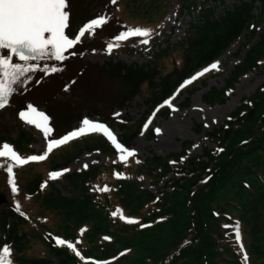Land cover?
<instances>
[{"label":"trees","instance_id":"trees-1","mask_svg":"<svg viewBox=\"0 0 264 264\" xmlns=\"http://www.w3.org/2000/svg\"><path fill=\"white\" fill-rule=\"evenodd\" d=\"M176 1L173 22L168 32H162L159 39L157 35L162 27L160 24L171 9L168 0H159L152 4L153 12H143L142 15L146 18L140 23L144 25L138 26L126 22L121 0H119L121 11L118 10L119 7H109L108 17L110 24L115 27L114 31L119 29L122 32L127 27L152 30L150 37L152 51L148 53L149 59L144 64L127 65L115 59L116 56H112L98 66L100 74L107 81L118 84L122 90L123 98L117 105L120 110L123 109L124 104L138 96L143 86L144 93H147V97L150 96L145 98L144 103L148 105L149 111L155 110L165 100L172 98L175 89L197 68L212 64L236 42L238 48L234 56L239 55L253 39L256 24H264L262 16L264 0H233L230 8L223 10L219 15H215L212 5L223 6L224 0H202L198 4L189 0ZM114 5L118 6V4ZM253 11H258L260 15L257 20ZM183 13H193L196 15L195 21L186 25L179 39L171 42L173 31L178 29L176 22ZM89 20L90 17L85 23ZM128 42L130 41L123 43L128 44ZM134 42H139V38ZM109 43L117 42L114 37L97 29L94 35H89L88 40L76 45L78 48L74 49V53L77 55L88 48L96 47L106 51ZM119 47H124L122 42H119V46L114 49ZM173 52L180 57L179 66L171 65L169 69H164L165 72L162 70L164 73L161 75L159 64ZM65 55L68 58L67 53ZM16 60L17 63H22ZM42 61L44 66L55 64L59 68L66 66L67 63V60ZM262 61H264V25L258 41L245 51L242 63L235 67L224 90H231L237 79L247 72L260 67L264 70ZM29 82L26 89L36 91L37 88H41L40 95L43 90L46 91L45 86L33 80ZM224 90L222 91L225 92ZM50 93L51 90L43 94L44 102L51 100ZM218 95L221 96L222 92ZM262 95H264L262 91H256L252 100H242L222 126L204 133L205 140L212 144L214 149H204L199 158L186 154L185 151L188 146L190 147L188 144L182 148V153L178 156L172 155L165 159L152 157L144 166L131 165L130 161L122 165L116 162L117 154L99 134H92L79 137L54 150L45 161L30 162L28 165L14 168L17 193H12L11 186L7 182V172L0 168V182L7 199L4 209H0V249L5 245L10 248L13 264H16L17 259H19L18 264H52V262L87 264L89 259L85 262L81 261V256L89 258L91 254L93 259L106 260L103 264H244L245 253L248 256L247 264H264V251L257 254L261 249L264 250L262 229L264 218L259 216L255 218L257 206L261 205L260 210L264 213V166L260 162V159L264 160V124L260 121L264 118ZM211 97V93L207 94L204 103L212 104ZM218 102L222 103V97ZM250 106L254 110L252 116L247 115ZM91 111L102 121L97 114L99 109ZM161 112L167 113L168 110L162 109ZM44 113L50 117L49 113L46 111ZM12 118L10 133L0 131V144L9 142L18 154L25 158L34 155L28 149L34 144L33 135L22 129L16 113ZM145 119L146 116L134 125L120 124L117 121L114 123L112 118L110 122L121 130L120 143L128 148L133 139L140 134ZM79 121L80 113L65 112L58 118L57 126L49 121L53 129L52 135L60 136L76 129ZM196 129L198 130L199 127L196 126ZM53 136L49 138H54ZM82 150L97 151L104 157L106 164L102 167L94 165L87 172L57 179L62 188L78 184L83 191L80 199L57 196L55 188L48 182L49 174L65 169ZM183 158L185 162H181ZM4 163L5 159H0V164ZM129 164L131 177L126 179L128 178L126 168ZM148 171L161 172V174L154 178L155 174ZM145 173L151 175L148 185L163 184V193L158 195L157 200L148 192L137 189V183L145 180ZM117 174H125V179L120 180ZM168 174H172L175 179H167ZM95 182L99 189L107 186L109 191L102 192L98 189L89 196L83 187ZM45 183L47 188L42 190V184ZM124 190L125 194L122 195ZM136 193L138 195H135ZM115 195L117 201L111 199ZM96 199L98 201H95ZM77 200L81 209L87 207L93 214L87 213L85 217L79 219L82 223L75 224L78 220L72 216L74 210L70 206ZM17 203L24 215L16 210ZM37 207H41L42 210H50L49 207L65 210L60 212L65 222L59 226L63 235L60 236L65 241L73 243L75 251L54 244L52 236L56 233L43 227L41 220L46 218L39 214ZM80 211L77 210V213ZM113 213H116L114 217ZM121 216L125 219L121 220ZM70 219L74 221L73 224L70 223ZM89 219H91V223L88 224L90 228L86 229L82 224L84 220ZM128 219L137 223L128 224ZM257 220L263 224L259 223L258 226ZM237 223L241 230L240 243L243 245V250L235 237ZM22 228L28 230L24 232ZM163 228H166L164 237L156 236L153 239L154 242L159 240L158 246L146 242L145 238L156 235V232ZM36 238L45 246L49 258H44V253L39 259L30 258L20 261L22 254L20 256L17 254L19 246L29 244ZM76 251L80 253L79 257L75 255ZM97 251L101 255H96ZM82 259L85 260V257Z\"/></svg>","mask_w":264,"mask_h":264},{"label":"rangeland","instance_id":"rangeland-1","mask_svg":"<svg viewBox=\"0 0 264 264\" xmlns=\"http://www.w3.org/2000/svg\"><path fill=\"white\" fill-rule=\"evenodd\" d=\"M158 1L159 0H121L120 4L124 8L126 22L135 26L144 25V23H140L143 22L146 18L144 15H142V13H152V4L154 5ZM189 1H193L198 4L202 0ZM168 2L171 6V9H169L168 13L165 15V19L161 23L163 25L160 24V26L162 27L159 34L157 35V39H159V36L162 32H168L169 26L173 22V12L177 1L168 0ZM68 4L69 7L66 10L70 13V28L66 29V34H68L70 38H74L75 34L78 33L79 28L83 26V23H85L88 17H90L91 20L98 16H105L108 18V23L98 30H100L101 33L104 32L106 33V35H109L111 37H115L120 33L119 29L118 31L113 30L115 27L110 24L108 17V14H110V12H108L109 7H119L118 10L121 11L119 0H117L116 3L118 4L117 7L113 3H110V0H68ZM169 4L168 7H170ZM232 4L233 0H224L223 6L213 4L212 6L215 10V15H219L223 10L229 9ZM255 6V8L257 9V4ZM253 15L255 19L258 18V16L260 17L258 11H253ZM262 16L264 19V15ZM195 18L196 15H194L193 13H183L179 20L176 22V24L178 25V29H175L173 31L170 41L174 42L179 39L183 31L186 29V25L195 21ZM263 25V23L256 24L253 39L249 42L248 47L245 50H242L239 55L234 56L238 48V43L236 42L235 44H233V46L229 47L220 56H218L212 62V64L202 68H197L194 73H192L183 82H181L180 86L175 89V93L172 94L173 96L171 95L172 98L169 97L170 99L165 100L171 101L173 106L172 108H169L165 103H163L153 111H149L148 105L144 103L145 98L150 97H147V93H144V86L142 87L143 89H141L142 91L139 92L138 96L134 97L132 100L124 104L123 109L120 110L117 105H119L123 98L122 90L120 89L118 84L107 81L106 78H104L100 74L98 69V66H101L102 63L106 62L107 58L112 56H116L115 59L127 65L144 64L149 59L148 53L152 51L150 43L148 45H143L139 42H134L137 38H131L127 40L130 41L128 42V44L122 42V45H124V47H119L118 49H114L111 52H108L107 50L104 51L102 49H99V47H96L95 49L88 48L80 54L73 55L72 53L74 52V49L78 48L77 46H75L73 49L66 52L68 55V58L66 59L67 63L66 66L61 67L62 71L54 73L53 76L46 75L45 73H42L41 70L38 73L31 72L28 73L25 77H22V83H17L13 86L15 87L16 91L10 97L9 104L5 108L0 109V131H7V133H10L11 126L13 125L12 117L13 114L16 113L17 120L21 124L22 129L33 135L34 144L30 145L28 149L32 151L34 155H40L43 154L44 151H46L47 145V141L44 139L43 133L35 128V126L29 125L19 118V112L26 110L28 104H32L39 111H46L47 113H49L50 122L52 124H55L56 126L58 118L61 115L65 114V112H71V114L80 113V121L77 124V128L81 126V122L84 118L104 123L117 136V141L119 143L122 137V132L120 129H118V127H115L110 122L111 118L114 123L117 121L120 124L134 125L143 120L144 116H146V119L140 129V134H138L133 139L128 147L129 150H134L136 155L134 157H129L126 162L120 160V155L122 154L118 152V150L114 145H112L111 141H109L107 137L100 133V137L104 140V142L107 143V145H109L117 154V163L126 165L130 161L131 165L133 164L136 166H144L152 157L165 159L172 155L178 156L182 153V148L186 147V145L188 144L190 145V147L188 146L187 151L184 150L186 154L190 157L199 158L201 157V153L204 149H214V146L205 140L204 133L210 131L215 127L222 126L223 122L228 118V116L231 115L239 107L242 100H252V96L254 95V93H256V91H262L264 93V70L261 67L247 72L243 76H240L237 79V82L232 86L231 90H224L226 88V83L231 77V73L234 71L235 67L239 66L242 63V60L245 57V51L252 44L258 41V36L261 33ZM88 38L89 34H86V37L82 38V42H85L86 40H88ZM97 45L100 46L99 43H97ZM4 52L5 50H0V55H3ZM179 60L180 57L177 53H170L169 56L164 59V63L162 62L163 65L162 63L159 64L160 74L163 75V73L166 71L164 69H169L171 65H175L178 67ZM14 62L17 63V60L15 59ZM30 63H39L41 68L44 66L43 61H31ZM213 64H218V70L211 68V65ZM262 64H264V61H262ZM205 69H208V71H205ZM162 70L164 72H162ZM200 72H204V75L197 76V74ZM194 76L196 77V79L193 80L191 84L185 83L186 81L192 79ZM29 80H33L37 84L45 86L46 91L43 90L42 94L40 95L39 91L41 88H37L36 91L26 89L28 87V84H30L31 82H29ZM68 81L71 82L69 83ZM181 85L184 86L181 87ZM49 90H51V93L49 94V98H51V100L44 102L43 99H45V97L43 96V94L47 93ZM222 90H224L225 92H223ZM221 92L222 95L219 96L218 93ZM210 93L212 96L211 98L213 99L211 101L212 104H205L204 97ZM38 95L40 96L38 97ZM219 97L220 99L222 97V103L218 102L220 101ZM261 97H264V95H262ZM255 104L258 105L259 103L255 102ZM247 106H249V104H247ZM92 109H94V111L96 109H99V111H97V114L101 117L102 121L92 113ZM162 109H166V111L168 110V112H161ZM248 109L249 110L247 111V115L252 116L254 111L253 107L250 106ZM52 118L54 121L52 120ZM149 120H151L150 124H148ZM260 121L261 124H264V118H261ZM145 124H148L147 128H145ZM196 126L199 127L198 130L196 129ZM157 128L161 130L159 133L155 131V129ZM92 134L93 133H90L85 136ZM53 137L54 138L51 139L60 138L59 136ZM4 143L12 146L9 142H3L0 144V146H2ZM13 149L15 150L14 147ZM15 151L17 152V150ZM103 158L104 157H102V155H100L97 151L89 152L87 150H82L78 153L76 158L68 163L67 167L65 168L70 169V171L64 173L59 177L58 180L66 175L87 172L89 168L94 165L97 167H102V165L106 164ZM93 161H95V163ZM137 161H139V163H137ZM263 161L262 159H260V162L264 166ZM181 162H185L184 158L181 160ZM85 164L88 165L87 168H84ZM129 167L130 164L126 168V173L128 174V178L126 179H130L131 177V172L128 169ZM59 171L62 170H57L55 172ZM175 171L176 169L174 170V172ZM148 172H153L155 174L154 178L161 174V172L156 171ZM124 176L125 174L119 175V179L124 180ZM149 178H151V175L145 173V180L143 182H136L138 184L137 189L142 192H148L154 197L155 200H157L159 198L158 195L163 193V184L150 186L148 185V183L151 181ZM172 178L175 179L172 174L167 175V179ZM58 180H51L49 174L48 182L52 187L55 188L57 196L65 197L67 199L81 198L83 191L78 184H73L70 187L62 188L57 182ZM95 184H89L90 186L84 185L83 189L86 193H88L89 196H92L93 193H95L99 189L98 184L96 182ZM43 185L44 184H42V186ZM46 188L47 186L43 187L42 190ZM121 194L124 195L125 190ZM0 195H3L5 198V202L0 205V209H4V204L7 203V199L4 187L1 182ZM135 195L138 194L136 193ZM131 198L133 197L131 196ZM111 199L117 201L116 195ZM119 199L120 197L118 198V200ZM95 201L98 200L96 199ZM70 207H72V210H74L72 216L75 217L76 220H78L75 224L82 223L81 221H79V219L85 217L87 213L93 214L92 211H90V209L87 207L81 209V206H78V200L76 203H74L73 201ZM37 209L39 214L46 218L44 220H41L43 223V227L57 234L52 236L53 242L56 245L55 238L64 239L62 237L63 235L61 234V231L59 230L61 227L59 226L65 223L63 220V214L60 213L65 210H56L51 207H49L50 210H42L41 207H37ZM260 209L261 205L255 208V218L258 216L259 218H264V213ZM72 210L71 213L73 212ZM77 210H81L80 213H77ZM92 218H94V216ZM90 220L91 219L83 221L82 225L86 229L89 227L88 224L91 223ZM262 222L257 220L258 226L259 223L261 224ZM70 223L73 224L74 221L70 219ZM262 229L264 231V225L262 226ZM22 230L26 232L28 229L22 228ZM165 230L166 228H163L157 231L156 235L145 238L146 242H150L158 246L157 242L159 240L157 242H154L153 239L156 236L163 238ZM263 251L264 250L261 249L257 252V254H260ZM44 253V258H49V254L45 251V246L39 241L38 238H36V240L30 241L29 244L20 245L19 251L17 252L19 256L22 254L20 261L30 258L39 259L44 256ZM95 253L96 255H101L98 253V251ZM91 256H93V254H91L89 258L83 255L81 256V261L85 262L89 259V263L87 264H103L106 261H99V259H93L91 258ZM84 257L85 260L82 259ZM18 261L19 259H17L16 264H18ZM52 264L55 263L52 262Z\"/></svg>","mask_w":264,"mask_h":264},{"label":"snow or ice","instance_id":"snow-or-ice-1","mask_svg":"<svg viewBox=\"0 0 264 264\" xmlns=\"http://www.w3.org/2000/svg\"><path fill=\"white\" fill-rule=\"evenodd\" d=\"M111 3L116 4L117 0H111ZM69 7L68 0H0V50H5L3 55H0V109L5 108L10 101V97L16 91L13 85L22 83V77L28 73L37 70L43 71L46 75H51L62 71L61 68L55 64L43 68L39 63H30L31 61L54 60L63 62L67 59L66 52L73 49L76 45L82 42V38L86 34L94 35L97 29L102 28L108 23V18L105 16H98L83 24L75 34L74 38H70L66 34V29L70 26V13L66 10ZM152 30L142 27H127L125 31L120 32L114 37L117 42L115 44L109 43L107 51L111 52L115 47L119 46V42L127 41L131 38H139V42L143 45L150 43ZM75 55L76 53H72ZM14 58L22 63H15ZM218 64L211 65L212 69L218 70ZM208 71V69H205ZM204 75L200 72L197 76ZM196 77L186 81V84H191ZM184 85H181L183 87ZM169 108H172L171 101L164 102ZM174 110V109H173ZM19 118L29 125L35 126L43 133L44 139L47 141L46 151L40 155H31L22 157L12 146L4 143L0 146V158L5 159L4 164H0L7 172V182L11 186L12 193L18 192L16 182V173L14 168L28 165L30 162L45 161L49 154L54 149H58L63 145H67L71 141L83 137L90 133H102L112 145L118 150L121 161H127L129 157L136 155L134 150H129L117 141V136L104 123L97 122L88 118H84L81 126L59 139H50L53 133L50 127V117L43 111H39L32 104L27 105V109L19 112ZM151 123L149 120L148 124ZM145 124V128L148 127ZM159 133L160 129H155ZM95 163V161H93ZM139 163V161H137ZM88 165L85 164L84 168ZM70 169H63L59 172L50 173V179L55 181ZM119 175V174H117ZM47 183L42 187H46ZM99 191L107 192L108 187L105 186ZM16 210L20 211V205L17 203ZM115 216L116 213H113ZM121 220L125 217L121 216ZM128 224L137 223L134 220L128 219ZM143 226V225H142ZM235 237L238 244L243 250L241 242V230L237 223L235 226ZM57 246H65L69 250L74 249L73 243L67 242L61 238H55ZM76 256H80L78 251ZM12 252L10 248L5 245L0 249V264H13L11 257ZM244 264H247L248 256L244 254Z\"/></svg>","mask_w":264,"mask_h":264},{"label":"water","instance_id":"water-1","mask_svg":"<svg viewBox=\"0 0 264 264\" xmlns=\"http://www.w3.org/2000/svg\"><path fill=\"white\" fill-rule=\"evenodd\" d=\"M5 202V199L3 197V195H0V205L3 204Z\"/></svg>","mask_w":264,"mask_h":264},{"label":"bare ground","instance_id":"bare-ground-1","mask_svg":"<svg viewBox=\"0 0 264 264\" xmlns=\"http://www.w3.org/2000/svg\"><path fill=\"white\" fill-rule=\"evenodd\" d=\"M176 123H178V122H176Z\"/></svg>","mask_w":264,"mask_h":264}]
</instances>
